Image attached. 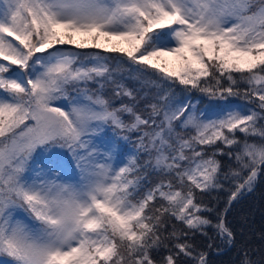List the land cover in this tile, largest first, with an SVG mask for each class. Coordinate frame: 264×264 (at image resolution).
<instances>
[{
    "label": "snow or ice",
    "instance_id": "snow-or-ice-1",
    "mask_svg": "<svg viewBox=\"0 0 264 264\" xmlns=\"http://www.w3.org/2000/svg\"><path fill=\"white\" fill-rule=\"evenodd\" d=\"M261 177L264 0H0V264H264L227 219Z\"/></svg>",
    "mask_w": 264,
    "mask_h": 264
},
{
    "label": "trees",
    "instance_id": "trees-1",
    "mask_svg": "<svg viewBox=\"0 0 264 264\" xmlns=\"http://www.w3.org/2000/svg\"><path fill=\"white\" fill-rule=\"evenodd\" d=\"M119 78L129 88L139 90L141 96L145 93H148L150 96L156 91L154 87L145 86L135 78L134 74H131L127 70ZM106 91L110 93V89H106ZM175 92L178 99H184L188 96L187 93L181 92L180 86L175 87ZM190 98L193 102L199 100L198 107L209 116H212L220 107L244 104L239 98L231 97L227 101L209 100L206 96L197 92L192 93ZM116 103L119 104L120 101L117 100ZM142 106L143 101H141ZM108 135H111L110 131ZM222 159L227 162V157H223ZM212 195L215 196L217 194L213 193ZM220 195L223 196L222 193ZM207 200H210V197L206 198ZM222 206L223 201L221 200L220 207ZM227 219L236 233L237 246L241 244L250 245L253 249L257 250L256 255L259 258L260 253L264 251V177L258 179L253 192L246 194L238 202L233 204L228 212ZM195 242L203 247L205 241L203 237L197 236ZM225 249L227 248H223L220 252H217L215 249L210 250L208 256L210 264H235L237 259L236 248Z\"/></svg>",
    "mask_w": 264,
    "mask_h": 264
},
{
    "label": "rangeland",
    "instance_id": "rangeland-1",
    "mask_svg": "<svg viewBox=\"0 0 264 264\" xmlns=\"http://www.w3.org/2000/svg\"><path fill=\"white\" fill-rule=\"evenodd\" d=\"M80 51H100L97 49H84V50H80ZM129 150H131V145H128Z\"/></svg>",
    "mask_w": 264,
    "mask_h": 264
},
{
    "label": "water",
    "instance_id": "water-1",
    "mask_svg": "<svg viewBox=\"0 0 264 264\" xmlns=\"http://www.w3.org/2000/svg\"><path fill=\"white\" fill-rule=\"evenodd\" d=\"M229 248L225 249V250H228Z\"/></svg>",
    "mask_w": 264,
    "mask_h": 264
}]
</instances>
